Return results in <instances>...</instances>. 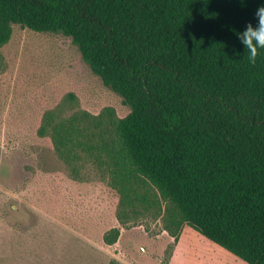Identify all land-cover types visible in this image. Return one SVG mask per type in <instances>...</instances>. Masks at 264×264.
Instances as JSON below:
<instances>
[{
	"label": "trees",
	"instance_id": "1",
	"mask_svg": "<svg viewBox=\"0 0 264 264\" xmlns=\"http://www.w3.org/2000/svg\"><path fill=\"white\" fill-rule=\"evenodd\" d=\"M261 3L0 0V47L14 24L70 36L130 105L123 117L112 107L70 116L51 108L38 127L73 173L90 160L105 167L122 223L162 198L175 242L187 224L264 264V50L250 64L237 35ZM118 235L113 227L104 239Z\"/></svg>",
	"mask_w": 264,
	"mask_h": 264
},
{
	"label": "rangeland",
	"instance_id": "2",
	"mask_svg": "<svg viewBox=\"0 0 264 264\" xmlns=\"http://www.w3.org/2000/svg\"><path fill=\"white\" fill-rule=\"evenodd\" d=\"M0 53V264H249L187 224L175 242L162 198L122 223L105 167L90 160L75 174L51 137L38 134L47 109L131 110L70 36L14 24ZM113 227L110 244L104 235Z\"/></svg>",
	"mask_w": 264,
	"mask_h": 264
},
{
	"label": "clouds",
	"instance_id": "3",
	"mask_svg": "<svg viewBox=\"0 0 264 264\" xmlns=\"http://www.w3.org/2000/svg\"><path fill=\"white\" fill-rule=\"evenodd\" d=\"M255 16L257 17L255 24L249 22L243 31L237 33L245 47L243 58L246 57L250 64H255L264 50V3L256 9Z\"/></svg>",
	"mask_w": 264,
	"mask_h": 264
}]
</instances>
